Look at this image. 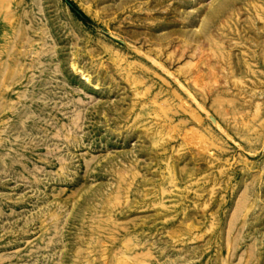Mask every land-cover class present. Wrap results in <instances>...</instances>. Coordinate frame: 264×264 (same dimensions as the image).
I'll return each instance as SVG.
<instances>
[{"label":"rangeland","instance_id":"obj_1","mask_svg":"<svg viewBox=\"0 0 264 264\" xmlns=\"http://www.w3.org/2000/svg\"><path fill=\"white\" fill-rule=\"evenodd\" d=\"M68 1L0 0V264H264V0Z\"/></svg>","mask_w":264,"mask_h":264},{"label":"trees","instance_id":"obj_2","mask_svg":"<svg viewBox=\"0 0 264 264\" xmlns=\"http://www.w3.org/2000/svg\"><path fill=\"white\" fill-rule=\"evenodd\" d=\"M65 2L68 4V6L70 7V9L76 14L77 17H79L82 20H84V18H85L84 15L75 7L74 4H72L68 0H65Z\"/></svg>","mask_w":264,"mask_h":264},{"label":"bare ground","instance_id":"obj_3","mask_svg":"<svg viewBox=\"0 0 264 264\" xmlns=\"http://www.w3.org/2000/svg\"><path fill=\"white\" fill-rule=\"evenodd\" d=\"M163 50V48L160 49V51ZM149 54V53H148ZM155 54V53H154ZM144 55V54H143ZM155 63V62H154Z\"/></svg>","mask_w":264,"mask_h":264}]
</instances>
